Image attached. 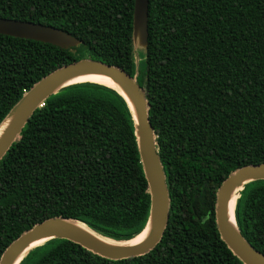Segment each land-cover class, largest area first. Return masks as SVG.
I'll list each match as a JSON object with an SVG mask.
<instances>
[{"label": "trees", "instance_id": "16d2710c", "mask_svg": "<svg viewBox=\"0 0 264 264\" xmlns=\"http://www.w3.org/2000/svg\"><path fill=\"white\" fill-rule=\"evenodd\" d=\"M135 0H0V18L51 26L81 44L61 49L0 35V125L53 71L91 59L136 75ZM138 84L170 198L169 221L148 254L110 260L65 239L20 264H243L216 225L217 192L237 169L264 163V0H150ZM151 198L133 113L115 90L68 86L37 109L0 162V260L50 218L129 242ZM235 218L264 255V180L240 191Z\"/></svg>", "mask_w": 264, "mask_h": 264}, {"label": "water", "instance_id": "95a60500", "mask_svg": "<svg viewBox=\"0 0 264 264\" xmlns=\"http://www.w3.org/2000/svg\"><path fill=\"white\" fill-rule=\"evenodd\" d=\"M149 5L150 0H135L133 14L135 48L146 49L148 45ZM0 35L46 43L61 49H71L81 44L79 39L63 30L11 19L0 18ZM85 74H98L110 78L119 89L100 83L96 84L107 86L119 93L133 113L139 154L151 198L149 220L143 232L149 228L150 233L142 243L130 245V241L118 243L104 239L74 220L50 218L35 225L11 243L2 255L0 264H15L18 257L23 254L17 263L20 264L32 249L52 239L69 240L102 258L118 261L148 254L163 238L170 216L169 191L156 149V135L149 120L147 93L137 81L138 70L136 75L131 77L119 67L84 59L63 66L42 78L23 96L0 125L1 128L8 118H11L8 128L0 139V162L34 112L41 108L50 96L63 88L72 86L62 85L67 80ZM261 180H264V163L244 166L233 172L217 192L216 225L220 237L243 264H264V255L255 250L240 233L235 218L236 202L233 216L237 232L232 229L228 221L229 204L235 197L237 201L245 185ZM40 240H43V243L30 248L33 243Z\"/></svg>", "mask_w": 264, "mask_h": 264}, {"label": "bare ground", "instance_id": "6f19581e", "mask_svg": "<svg viewBox=\"0 0 264 264\" xmlns=\"http://www.w3.org/2000/svg\"><path fill=\"white\" fill-rule=\"evenodd\" d=\"M83 82H93V83H100V84H104V85H108V86H112L115 87L117 89H119V87L108 77L104 76V75H98V74H85V75H80V76H76L73 77L69 80H67L65 83H63V86H68V85H73V84H78V83H83ZM60 92V91H59ZM11 122V118H8V120L3 124V126L0 128V139L1 137L4 135L6 129L8 128L9 124ZM235 202H236V197L233 198L230 201L229 204V211H228V221L230 226L232 227V229L237 232V227H236V223L234 222V216H233V211H234V206H235ZM149 228L147 230H145L142 234H140L137 238H135L134 240L130 241V245H135V244H139L142 243L149 235ZM43 243V240L41 241H37L35 243H33L31 247H35L36 245H39ZM39 247V246H38ZM29 248V249H30ZM23 254H21L16 263H18V261L22 258Z\"/></svg>", "mask_w": 264, "mask_h": 264}, {"label": "rangeland", "instance_id": "374dc122", "mask_svg": "<svg viewBox=\"0 0 264 264\" xmlns=\"http://www.w3.org/2000/svg\"><path fill=\"white\" fill-rule=\"evenodd\" d=\"M135 63L138 71H142L146 65V53L142 48H135Z\"/></svg>", "mask_w": 264, "mask_h": 264}]
</instances>
